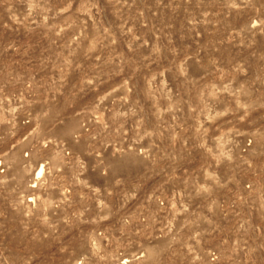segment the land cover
Here are the masks:
<instances>
[{
  "label": "rangeland",
  "instance_id": "obj_1",
  "mask_svg": "<svg viewBox=\"0 0 264 264\" xmlns=\"http://www.w3.org/2000/svg\"><path fill=\"white\" fill-rule=\"evenodd\" d=\"M0 264H264V0H0Z\"/></svg>",
  "mask_w": 264,
  "mask_h": 264
}]
</instances>
